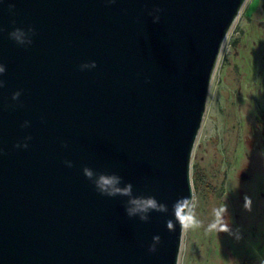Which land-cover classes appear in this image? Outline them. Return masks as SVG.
Returning a JSON list of instances; mask_svg holds the SVG:
<instances>
[{"label": "water", "instance_id": "water-1", "mask_svg": "<svg viewBox=\"0 0 264 264\" xmlns=\"http://www.w3.org/2000/svg\"><path fill=\"white\" fill-rule=\"evenodd\" d=\"M245 2L0 0V264H179L173 205L194 195L212 77ZM85 167L131 194H100ZM142 196L168 211L129 216Z\"/></svg>", "mask_w": 264, "mask_h": 264}, {"label": "rangeland", "instance_id": "rangeland-1", "mask_svg": "<svg viewBox=\"0 0 264 264\" xmlns=\"http://www.w3.org/2000/svg\"><path fill=\"white\" fill-rule=\"evenodd\" d=\"M191 173L201 226L185 227L179 264H264V0L245 2L223 44ZM223 205L230 231H209Z\"/></svg>", "mask_w": 264, "mask_h": 264}, {"label": "clouds", "instance_id": "clouds-1", "mask_svg": "<svg viewBox=\"0 0 264 264\" xmlns=\"http://www.w3.org/2000/svg\"><path fill=\"white\" fill-rule=\"evenodd\" d=\"M114 2V0H113ZM29 31L34 35L35 30L29 28ZM20 32V29H16L14 32L10 33V37H15ZM29 43H32L30 40ZM85 67H96V62L93 61L90 64L81 65L83 70ZM6 69L3 64H0V75L5 73ZM5 86V81L0 79V88ZM20 92H15L13 94V99H18ZM31 139V137H28ZM17 148L20 147L19 144L16 145ZM23 147L27 148L28 145L24 144ZM68 167H72L71 161H65ZM84 175L94 183L97 191L105 196L115 197L117 195L127 196L131 194V185L129 184L125 188L119 187L121 182V177L117 174H108L106 172L94 173L89 167L83 169ZM132 207L127 209L128 215L133 216L137 213H147L149 211H168V206L166 204H159L155 197H138L129 201ZM250 199L246 197V207L250 206ZM227 214V207L225 205L220 208L214 209L215 220L208 225L209 231H230L225 216ZM173 215L175 221L181 224L182 227L188 228H199L201 226V221L197 218L195 213V196L192 194L190 197H181L173 205ZM142 220H146L147 216L142 215ZM174 222L172 220L167 221L168 229H172ZM154 241L160 242L161 237L159 235L153 237ZM150 252H155V245L149 248Z\"/></svg>", "mask_w": 264, "mask_h": 264}, {"label": "flooded vegetation", "instance_id": "flooded-vegetation-1", "mask_svg": "<svg viewBox=\"0 0 264 264\" xmlns=\"http://www.w3.org/2000/svg\"><path fill=\"white\" fill-rule=\"evenodd\" d=\"M258 131H260V128L258 127V126H256L254 129H253V135L254 134H258L259 132ZM243 176V175H242ZM250 178H245V181H247V180H249ZM250 181V180H249Z\"/></svg>", "mask_w": 264, "mask_h": 264}, {"label": "trees", "instance_id": "trees-1", "mask_svg": "<svg viewBox=\"0 0 264 264\" xmlns=\"http://www.w3.org/2000/svg\"><path fill=\"white\" fill-rule=\"evenodd\" d=\"M199 182V178H198V180H197V183Z\"/></svg>", "mask_w": 264, "mask_h": 264}, {"label": "bare ground", "instance_id": "bare-ground-1", "mask_svg": "<svg viewBox=\"0 0 264 264\" xmlns=\"http://www.w3.org/2000/svg\"><path fill=\"white\" fill-rule=\"evenodd\" d=\"M247 1V0H246Z\"/></svg>", "mask_w": 264, "mask_h": 264}]
</instances>
